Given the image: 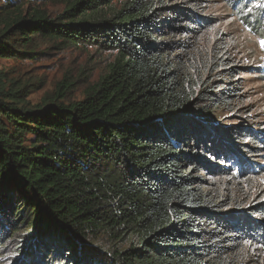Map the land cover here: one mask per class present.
<instances>
[{"label": "trees", "instance_id": "obj_1", "mask_svg": "<svg viewBox=\"0 0 264 264\" xmlns=\"http://www.w3.org/2000/svg\"><path fill=\"white\" fill-rule=\"evenodd\" d=\"M113 1L0 0L2 58L115 52L81 99L68 75L44 104L0 87V264H264L245 67L203 0ZM222 1L264 33L263 0Z\"/></svg>", "mask_w": 264, "mask_h": 264}, {"label": "rangeland", "instance_id": "obj_2", "mask_svg": "<svg viewBox=\"0 0 264 264\" xmlns=\"http://www.w3.org/2000/svg\"><path fill=\"white\" fill-rule=\"evenodd\" d=\"M124 1L114 0L113 4L119 8ZM166 1L168 4L172 2ZM177 1L173 0L172 3ZM203 2L204 13L216 22L209 34L212 38L219 34L223 35L230 51L239 64L245 67L240 78L247 98L246 112H251L253 118L264 124V47L261 46L264 33L255 34L249 31L222 0ZM34 3H37V0H34ZM45 6L44 9L52 16L63 10V5L54 2H49ZM47 45L40 46V52L34 55L36 58L33 59L0 57V87L4 86L7 94L21 91L23 96L16 97L22 101L44 104L47 96L53 94L56 84L68 75L74 81L79 79L71 89L69 98L81 99L88 83L96 82L101 75L107 73L110 63L115 58V52L93 46L53 47L44 51ZM238 118L236 117L237 121ZM229 119L230 121L225 122H232L233 117ZM258 162L264 166V158ZM258 186L252 190L255 193L264 192V182H259ZM244 190L246 192L248 186L244 187ZM262 253L264 254V248Z\"/></svg>", "mask_w": 264, "mask_h": 264}, {"label": "snow or ice", "instance_id": "obj_3", "mask_svg": "<svg viewBox=\"0 0 264 264\" xmlns=\"http://www.w3.org/2000/svg\"><path fill=\"white\" fill-rule=\"evenodd\" d=\"M261 46L264 47V41H261Z\"/></svg>", "mask_w": 264, "mask_h": 264}]
</instances>
